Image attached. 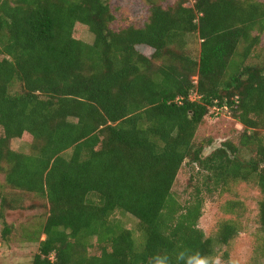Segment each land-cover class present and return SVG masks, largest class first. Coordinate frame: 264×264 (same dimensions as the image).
Listing matches in <instances>:
<instances>
[{"label": "trees", "instance_id": "1", "mask_svg": "<svg viewBox=\"0 0 264 264\" xmlns=\"http://www.w3.org/2000/svg\"><path fill=\"white\" fill-rule=\"evenodd\" d=\"M112 1L0 0V217L46 207L32 264H216L239 229L224 220L206 234L208 197L255 183L264 232V60L249 61L260 56L264 0H146V23L120 29ZM214 108L244 126L242 146L225 140L205 156L215 140L197 134ZM16 139L30 140L27 152ZM184 165L193 175L182 202Z\"/></svg>", "mask_w": 264, "mask_h": 264}, {"label": "rangeland", "instance_id": "2", "mask_svg": "<svg viewBox=\"0 0 264 264\" xmlns=\"http://www.w3.org/2000/svg\"><path fill=\"white\" fill-rule=\"evenodd\" d=\"M161 1L165 6L175 2V0ZM112 7L116 13V20L113 23L115 29L130 25L143 26L149 16V4L146 0H113ZM76 36L86 41H92V36L85 27H79ZM188 41L191 53L195 58H198L201 41L196 35H190ZM261 44L262 47L258 51L260 56H253L249 61L258 63L264 60V37ZM137 48L147 56H152L155 51L148 45H139ZM196 97L194 94L193 98ZM215 110L214 108L206 117L197 134L198 141L210 137L215 140L214 144L206 149V155L225 140H231L235 144L241 145L240 140L244 126L229 115L226 110ZM261 132L264 134V130ZM29 141V139L26 142L16 139L12 143V148L27 152ZM257 145V142L253 144V150H256ZM241 155L243 158H249L251 153L242 149ZM192 175L193 169L184 165L175 183L174 192L182 202L187 200L189 192L192 190L189 185ZM22 199L26 205L36 201L42 202L34 196L24 195ZM260 199L261 191L253 182H243L230 191H220L206 199L200 227L207 235L214 236L219 224L224 220L234 221L239 229V234L230 245L217 246L218 253L215 261L225 264H264V232L259 222ZM1 202L0 198V206ZM4 213L5 217H0V264H32L39 249V242L34 241V238L37 235L45 238V235L41 234V229L48 216V210L39 205L36 209L5 210ZM123 219L128 227H136L137 220L132 216H123ZM7 225L12 228V233L8 239H4L3 230ZM89 252L98 254L100 248L92 246L89 248ZM226 252L229 256L225 260Z\"/></svg>", "mask_w": 264, "mask_h": 264}, {"label": "clouds", "instance_id": "3", "mask_svg": "<svg viewBox=\"0 0 264 264\" xmlns=\"http://www.w3.org/2000/svg\"><path fill=\"white\" fill-rule=\"evenodd\" d=\"M195 264H207V261L205 259H199L195 262ZM216 264H219V261H216Z\"/></svg>", "mask_w": 264, "mask_h": 264}, {"label": "water", "instance_id": "4", "mask_svg": "<svg viewBox=\"0 0 264 264\" xmlns=\"http://www.w3.org/2000/svg\"><path fill=\"white\" fill-rule=\"evenodd\" d=\"M207 152H205V155H206Z\"/></svg>", "mask_w": 264, "mask_h": 264}]
</instances>
